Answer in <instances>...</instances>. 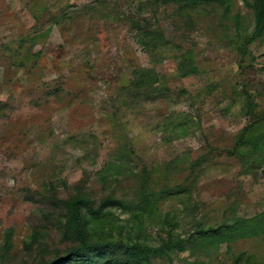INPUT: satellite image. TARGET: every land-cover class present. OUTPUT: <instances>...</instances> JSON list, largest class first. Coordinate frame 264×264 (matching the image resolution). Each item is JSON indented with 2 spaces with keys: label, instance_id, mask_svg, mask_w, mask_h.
<instances>
[{
  "label": "rangeland",
  "instance_id": "obj_1",
  "mask_svg": "<svg viewBox=\"0 0 264 264\" xmlns=\"http://www.w3.org/2000/svg\"><path fill=\"white\" fill-rule=\"evenodd\" d=\"M254 1L0 0V264H39L76 244L55 202L78 185L97 207L111 196L134 205L146 179L158 212L181 216L168 226L108 207L105 232L126 241L186 237L194 216L264 222ZM143 68L160 82L134 87ZM231 244L152 262L264 264V228Z\"/></svg>",
  "mask_w": 264,
  "mask_h": 264
},
{
  "label": "trees",
  "instance_id": "obj_2",
  "mask_svg": "<svg viewBox=\"0 0 264 264\" xmlns=\"http://www.w3.org/2000/svg\"><path fill=\"white\" fill-rule=\"evenodd\" d=\"M200 1L210 3L213 0H184L187 5L192 6ZM250 5L256 11V29L259 32L264 31V0H255ZM38 56L39 54H36L35 60ZM135 75L136 78L131 84L136 88L141 87L142 81L145 80L154 84L160 82L158 74L154 71L150 72L148 69L135 70ZM253 106V102L248 101L250 111ZM253 126L254 124L251 128ZM258 143L256 142V144ZM147 185L146 179H144L141 199L134 205L111 196L97 207L87 189L81 185L75 187V194L70 198L57 199L55 203L59 205V210L65 212L62 223L66 233L77 242L63 253L55 255L53 259L39 264H154L153 258L166 256L170 258L174 252L185 251L188 248L201 249L227 243V251H229L232 249L231 243L236 240L237 236L250 232L252 228L257 230L264 228V222H259L256 226H248L247 220L240 216H236L232 223L205 226L202 220H198L194 216L192 217L194 220L191 222L193 228L186 237H174L173 233L169 231L168 238H164L159 245H151L139 240L126 241L114 238L112 231L106 233V227L109 229L112 225L110 218L114 215L111 210L107 209L108 207L129 209L136 218H140V222L146 218L160 217L162 222L168 226H176L179 223L181 216L178 213L167 212L162 215L158 212L159 195L148 191ZM170 191L171 188L166 187L161 193L166 195ZM178 191H182V188H178ZM100 229L103 230V233ZM241 257L234 264H239Z\"/></svg>",
  "mask_w": 264,
  "mask_h": 264
}]
</instances>
